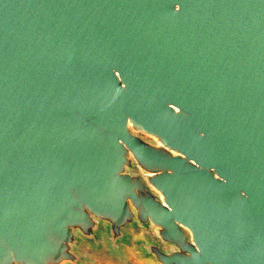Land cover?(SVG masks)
<instances>
[{
    "label": "water",
    "instance_id": "water-1",
    "mask_svg": "<svg viewBox=\"0 0 264 264\" xmlns=\"http://www.w3.org/2000/svg\"><path fill=\"white\" fill-rule=\"evenodd\" d=\"M264 264V0H0V264Z\"/></svg>",
    "mask_w": 264,
    "mask_h": 264
},
{
    "label": "rangeland",
    "instance_id": "rangeland-1",
    "mask_svg": "<svg viewBox=\"0 0 264 264\" xmlns=\"http://www.w3.org/2000/svg\"><path fill=\"white\" fill-rule=\"evenodd\" d=\"M99 264H117V263L107 261V260H102L99 262ZM130 264H143V261L138 259L136 256L132 255Z\"/></svg>",
    "mask_w": 264,
    "mask_h": 264
}]
</instances>
